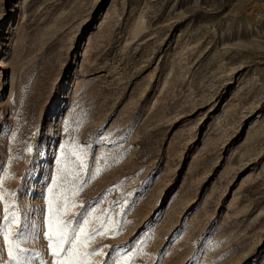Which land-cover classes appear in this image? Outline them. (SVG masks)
I'll use <instances>...</instances> for the list:
<instances>
[{"label": "rangeland", "instance_id": "rangeland-1", "mask_svg": "<svg viewBox=\"0 0 264 264\" xmlns=\"http://www.w3.org/2000/svg\"><path fill=\"white\" fill-rule=\"evenodd\" d=\"M75 145L98 264H264V0H0V229L15 204L33 264Z\"/></svg>", "mask_w": 264, "mask_h": 264}, {"label": "snow or ice", "instance_id": "snow-or-ice-1", "mask_svg": "<svg viewBox=\"0 0 264 264\" xmlns=\"http://www.w3.org/2000/svg\"><path fill=\"white\" fill-rule=\"evenodd\" d=\"M28 151L32 150L28 149ZM70 159L71 163H69ZM86 159L87 154L80 151L79 145L74 146L71 157L62 149V155L56 161V175L49 177L51 183L46 185L47 230L43 232V236L47 239L51 253L50 264H98L93 258L103 254V247L93 248L90 242L100 235L118 234L119 225H115L112 221L110 210L103 217L95 214L98 201L88 205L76 203L78 194L87 183L89 168ZM2 184L3 178L0 177V186ZM3 199H5L4 194L0 192V200ZM15 208V204L9 205L5 202L6 224L0 229V234L3 235L6 244L8 256L6 264H33V259L28 255L30 250L22 246L27 242L28 237L23 231L13 232V227L21 222L13 211ZM76 209L79 211H74ZM113 227L115 230H111ZM111 248L113 253L119 252V246H111ZM121 260L123 264H132L129 257H120V260L114 258L113 264H120ZM40 264H49V262L41 256Z\"/></svg>", "mask_w": 264, "mask_h": 264}]
</instances>
